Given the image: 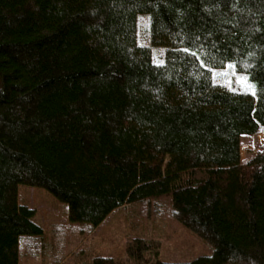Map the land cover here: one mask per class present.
Here are the masks:
<instances>
[{
    "label": "trees",
    "instance_id": "trees-1",
    "mask_svg": "<svg viewBox=\"0 0 264 264\" xmlns=\"http://www.w3.org/2000/svg\"><path fill=\"white\" fill-rule=\"evenodd\" d=\"M263 128L264 0H0V264H264ZM129 203L125 249L82 243ZM165 220L205 252L161 258Z\"/></svg>",
    "mask_w": 264,
    "mask_h": 264
},
{
    "label": "rangeland",
    "instance_id": "rangeland-1",
    "mask_svg": "<svg viewBox=\"0 0 264 264\" xmlns=\"http://www.w3.org/2000/svg\"><path fill=\"white\" fill-rule=\"evenodd\" d=\"M141 36H144L141 34ZM227 67V66H226ZM229 68V67H228ZM230 69V68H229ZM228 69H223L222 72H227ZM229 76V75H228ZM215 75L216 82L226 83L229 77ZM243 77L242 74L231 72V88L239 89L240 91H251L242 88L238 83V78ZM248 83H253L248 80ZM254 86V85H253ZM256 93V88H253ZM264 147V128L257 135H246L241 138V159L246 161L253 152ZM20 201L35 207L37 214L35 219L43 227L48 228L51 223H60L68 225V205L50 192L43 188L34 186L22 185L20 187ZM139 206L136 203L125 204L122 207L115 209L107 219L92 233H88L82 243H88L93 248V251L112 252L114 249H125V244L128 242V232L132 223V216L138 215ZM166 221V226L169 224ZM149 226V224H148ZM152 227V224L149 226ZM168 225V230L159 238V256L169 260H184L190 258L200 252H205L198 240L191 236L187 230L179 227Z\"/></svg>",
    "mask_w": 264,
    "mask_h": 264
},
{
    "label": "snow or ice",
    "instance_id": "snow-or-ice-1",
    "mask_svg": "<svg viewBox=\"0 0 264 264\" xmlns=\"http://www.w3.org/2000/svg\"><path fill=\"white\" fill-rule=\"evenodd\" d=\"M227 67L234 68L235 66L234 65H228ZM217 75L227 77L228 73L227 72H220V73H217ZM238 83L241 85L242 88H245V89L251 91L253 95L255 94V92L253 91L254 86L248 83V78L246 76L239 77ZM223 86L229 87L231 89V80H228Z\"/></svg>",
    "mask_w": 264,
    "mask_h": 264
}]
</instances>
